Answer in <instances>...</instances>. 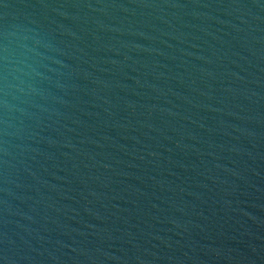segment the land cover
I'll list each match as a JSON object with an SVG mask.
<instances>
[{
	"label": "water",
	"instance_id": "obj_1",
	"mask_svg": "<svg viewBox=\"0 0 264 264\" xmlns=\"http://www.w3.org/2000/svg\"><path fill=\"white\" fill-rule=\"evenodd\" d=\"M0 264H264V0H0Z\"/></svg>",
	"mask_w": 264,
	"mask_h": 264
}]
</instances>
